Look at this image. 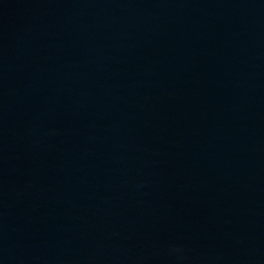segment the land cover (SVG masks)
<instances>
[{
    "label": "water",
    "instance_id": "1",
    "mask_svg": "<svg viewBox=\"0 0 264 264\" xmlns=\"http://www.w3.org/2000/svg\"><path fill=\"white\" fill-rule=\"evenodd\" d=\"M0 264H264V0H0Z\"/></svg>",
    "mask_w": 264,
    "mask_h": 264
}]
</instances>
